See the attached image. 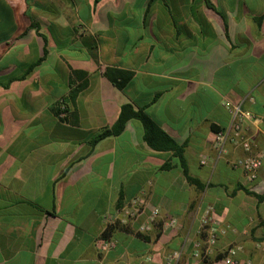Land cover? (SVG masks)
I'll list each match as a JSON object with an SVG mask.
<instances>
[{
  "label": "crops",
  "instance_id": "0c3cea01",
  "mask_svg": "<svg viewBox=\"0 0 264 264\" xmlns=\"http://www.w3.org/2000/svg\"><path fill=\"white\" fill-rule=\"evenodd\" d=\"M107 69L124 71L121 88ZM124 104L183 147L197 183L136 118L90 144ZM235 105L263 153L252 181L229 138ZM133 199L143 211L127 217ZM208 207L226 231L201 261ZM230 247L264 264V0H0V264H163L172 250L178 264H228Z\"/></svg>",
  "mask_w": 264,
  "mask_h": 264
},
{
  "label": "built area",
  "instance_id": "2783aa9c",
  "mask_svg": "<svg viewBox=\"0 0 264 264\" xmlns=\"http://www.w3.org/2000/svg\"><path fill=\"white\" fill-rule=\"evenodd\" d=\"M62 111L63 107L59 111L60 115H62ZM230 112L232 114V133L230 134L229 138L231 139V141L240 145L245 151L250 153L240 161L239 165L241 166L246 179L252 181L257 177L258 169L260 168L263 161V153L259 151L252 152V145L250 140L248 139V137L242 135L240 133V130L242 122L245 119H253V115L249 111L243 110L240 105L232 106L230 108ZM227 136L228 133L225 132H218L216 134V140L220 147L222 146ZM142 211L143 207H141V205L135 199L130 202L129 207H126L125 209L122 208V213H124L127 217H135L141 214ZM158 214L159 213L157 209H152L149 216L147 217V221L139 226L138 231L142 233L147 232L151 228V226L157 222ZM174 223L175 219H170L168 221L169 225H173ZM225 231L226 229L220 226L211 215V208L208 207L204 211V214L200 221V233L202 235V239L195 242L192 257L201 261L206 259L210 251L216 246L219 235L225 233ZM112 246L113 242L110 240H106L101 244V251H106ZM235 249L236 248L233 247L227 249V254L223 258L226 263L238 264V262L230 256V254L233 253ZM179 258L180 251L172 250L165 254L163 264H178Z\"/></svg>",
  "mask_w": 264,
  "mask_h": 264
},
{
  "label": "trees",
  "instance_id": "16d2710c",
  "mask_svg": "<svg viewBox=\"0 0 264 264\" xmlns=\"http://www.w3.org/2000/svg\"><path fill=\"white\" fill-rule=\"evenodd\" d=\"M207 3H209V0H206ZM32 27H37L35 23L30 24ZM119 75H121L120 80H117V78L113 77L111 75V69H107L105 74L110 79V81L118 88H121L126 80V77L123 76L122 72H118ZM136 118L138 119L142 126H143V138L145 142L154 150L157 151H171L179 160L183 171L191 183H197L195 179L190 177L187 173V169L184 164V158H183V147L181 145H178L171 137H169L165 132H163L160 127L142 110L138 109L135 110L130 104H124L120 108V112L118 114V117L116 121L107 128H104L100 130L90 141V144L96 143L98 140L105 138L107 136L117 135L119 134L125 126V123L128 119ZM165 167H168L166 164ZM249 194H252L256 197H258L256 194H254L251 191H247ZM259 199V197H258ZM115 229L114 225H111L105 231L102 233L103 237L108 239ZM139 235V234H138ZM141 236V235H139Z\"/></svg>",
  "mask_w": 264,
  "mask_h": 264
}]
</instances>
